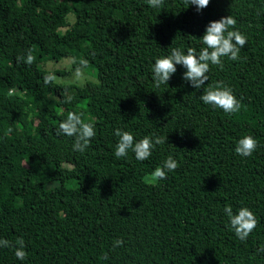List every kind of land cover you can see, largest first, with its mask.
<instances>
[{
	"label": "trees",
	"instance_id": "trees-1",
	"mask_svg": "<svg viewBox=\"0 0 264 264\" xmlns=\"http://www.w3.org/2000/svg\"><path fill=\"white\" fill-rule=\"evenodd\" d=\"M228 15L247 37L239 60L210 65L201 89L181 65L154 86L156 58L172 48L198 54L209 21ZM29 50L35 61L18 62ZM73 57L88 61L83 72L96 82H43L75 74L78 63L44 67ZM216 82L231 87L239 112L200 100ZM68 112L94 123L83 154L57 135ZM117 128L166 143L144 161L131 150L117 158ZM244 135L258 141L248 157L234 151ZM169 155L179 167L146 182ZM225 205L255 214L245 241ZM19 238L24 260L14 254ZM0 239L11 244L0 264H264V0H210L199 12L185 0L159 9L147 0H0Z\"/></svg>",
	"mask_w": 264,
	"mask_h": 264
},
{
	"label": "clouds",
	"instance_id": "clouds-1",
	"mask_svg": "<svg viewBox=\"0 0 264 264\" xmlns=\"http://www.w3.org/2000/svg\"><path fill=\"white\" fill-rule=\"evenodd\" d=\"M147 3L150 7L157 9L163 6V0H147ZM185 3L194 5L197 12H199L209 5L210 0H185ZM236 24V19L231 15L221 17L219 20L209 21L204 34L199 38L204 47L200 49L198 54L194 48H188L186 53L181 48H172L170 55L156 58L152 65L154 86L158 88L162 84H167L170 77L176 72V65H181L185 69L183 79L189 82L194 89H201L208 81L207 73L210 70V65L223 68L222 57H227L232 61L240 59L239 53L247 43V37L240 31L235 30ZM35 59L31 50L28 51L26 56L17 58L18 62L23 61L27 65H31ZM71 62L78 63L75 69L77 76H81L83 70L88 66L86 59H80L77 62L76 58L73 57ZM55 78L53 74H48L43 77V82L46 85L51 84ZM199 98L205 105H212L226 114H235L242 107L241 101L236 98L231 87L223 82L210 85L204 89ZM71 99V97H67L65 102L70 103ZM60 134L73 137V150L83 154L90 146L92 138L96 136V129L94 123L86 122L82 118V114L68 112L66 119L59 123L57 135ZM114 135L119 138L114 155L117 158L125 157L128 151L131 150L139 161L147 160L152 155L154 146L166 143L167 139V136H156L154 138L145 136L136 141L131 132L121 131L119 128L115 129ZM257 147L258 141L253 136L244 135L236 141L234 151L237 155L248 157L256 151ZM178 167V162L169 155L161 166L154 169L153 177L157 181L163 180L168 172H172ZM223 211L228 217L229 227L240 241H245L257 227L258 220L247 207H240L234 213L231 205H225ZM15 243L17 245L14 253L16 258L24 260L27 257V252L24 250L23 239L19 238ZM122 245L123 240L117 239L114 241L113 247ZM10 246L8 240L0 239V247L7 248ZM259 251L264 252V247H261Z\"/></svg>",
	"mask_w": 264,
	"mask_h": 264
},
{
	"label": "rangeland",
	"instance_id": "rangeland-1",
	"mask_svg": "<svg viewBox=\"0 0 264 264\" xmlns=\"http://www.w3.org/2000/svg\"><path fill=\"white\" fill-rule=\"evenodd\" d=\"M101 15H104V12L101 13ZM100 15V16H101ZM67 21L69 24H72L74 22V16L73 14L69 13L67 16ZM65 28H61L60 31H64ZM71 64L70 58H63L59 61H49L47 62L44 67L46 70L53 72L55 70H68ZM95 74L89 73V72H83L81 76H77L76 74H70L67 76H57L55 78V82L57 84L65 85V84H76L78 86H82L86 82H96ZM145 181L148 183H155L156 179L153 177V174L146 175Z\"/></svg>",
	"mask_w": 264,
	"mask_h": 264
}]
</instances>
